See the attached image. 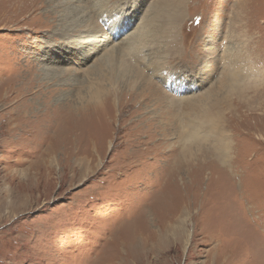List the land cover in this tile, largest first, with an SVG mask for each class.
<instances>
[{"label": "rangeland", "instance_id": "1", "mask_svg": "<svg viewBox=\"0 0 264 264\" xmlns=\"http://www.w3.org/2000/svg\"><path fill=\"white\" fill-rule=\"evenodd\" d=\"M0 264H264V0H0Z\"/></svg>", "mask_w": 264, "mask_h": 264}, {"label": "bare ground", "instance_id": "2", "mask_svg": "<svg viewBox=\"0 0 264 264\" xmlns=\"http://www.w3.org/2000/svg\"><path fill=\"white\" fill-rule=\"evenodd\" d=\"M120 30H121V29L113 28V29H112V32H114V31L117 32V31H120ZM193 136H194V133H193ZM180 219H181V218H180ZM182 224H183V223H182Z\"/></svg>", "mask_w": 264, "mask_h": 264}]
</instances>
